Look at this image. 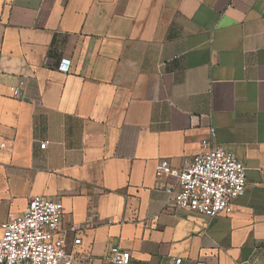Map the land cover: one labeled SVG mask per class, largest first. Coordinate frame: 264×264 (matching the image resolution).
I'll return each mask as SVG.
<instances>
[{
  "label": "crops",
  "instance_id": "1",
  "mask_svg": "<svg viewBox=\"0 0 264 264\" xmlns=\"http://www.w3.org/2000/svg\"><path fill=\"white\" fill-rule=\"evenodd\" d=\"M210 127L247 169L214 219L169 206L155 172ZM3 141L0 237L40 195L83 225V264L113 246L130 264H264V0H0Z\"/></svg>",
  "mask_w": 264,
  "mask_h": 264
},
{
  "label": "built area",
  "instance_id": "2",
  "mask_svg": "<svg viewBox=\"0 0 264 264\" xmlns=\"http://www.w3.org/2000/svg\"><path fill=\"white\" fill-rule=\"evenodd\" d=\"M70 61L63 60L59 71L68 73ZM25 81L9 88L16 99L23 97ZM49 141L41 143L46 149ZM7 143H0L6 149ZM202 153L183 168H174L164 159L156 166V177L164 181L167 204L188 210L210 219L231 215L233 203L244 196L247 187L245 165L237 157L219 146L216 131L201 141ZM96 215L94 216V218ZM108 224H112L109 221ZM0 237V264H83L72 247L82 244L83 225L66 224L63 205L45 196L30 198L27 209L3 226ZM132 256L119 246L110 249L104 264H130ZM170 264H182L173 259Z\"/></svg>",
  "mask_w": 264,
  "mask_h": 264
}]
</instances>
